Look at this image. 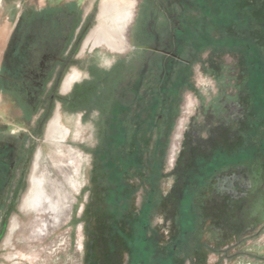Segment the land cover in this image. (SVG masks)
Masks as SVG:
<instances>
[{"label":"rangeland","instance_id":"374dc122","mask_svg":"<svg viewBox=\"0 0 264 264\" xmlns=\"http://www.w3.org/2000/svg\"><path fill=\"white\" fill-rule=\"evenodd\" d=\"M206 1L0 0V264H138L149 246L165 264H264L263 151L212 178L194 200L196 237L178 240L195 160L235 149L249 127L244 54L204 43L244 38L249 16L264 24V0L231 1L239 29ZM72 28L46 51L67 59L42 92L66 104L46 110L28 94L50 62L39 45ZM177 75L189 85L156 160L152 120Z\"/></svg>","mask_w":264,"mask_h":264},{"label":"trees","instance_id":"16d2710c","mask_svg":"<svg viewBox=\"0 0 264 264\" xmlns=\"http://www.w3.org/2000/svg\"><path fill=\"white\" fill-rule=\"evenodd\" d=\"M231 1L207 0L204 5V13L211 16V19H214L218 26L233 24L234 28H242L244 23L241 24L239 21L240 17L231 10L233 2ZM248 10L250 11V9ZM230 20L232 22H229ZM244 20L250 22L245 28L244 34L246 36L244 38L229 36H223L222 38L208 37L209 39L204 45L207 49L240 48L244 54L246 74L245 80L242 79L241 86L247 88L248 91L250 113L247 123L249 127L241 130L239 144L235 149L228 153H223L219 150L209 160L196 159L194 169L186 175L187 183L182 192V207L180 209L182 213V218L179 222L178 240L180 243L184 241L189 242L196 237L198 221L193 207L194 200L203 190H206L210 186L212 178L229 167L250 163V161L257 159L255 156L258 152H264V24H256L254 18L250 16L244 18ZM188 85L187 81H184V78L179 77L177 82L173 84L170 97L160 105L159 112H154L152 120L154 129L153 135L149 137V153L153 154L156 160V154L160 151L161 147L167 149L169 145L170 134L175 126L183 103V95ZM66 100V98H63L61 102L66 104ZM165 130L169 131L170 134L167 135L166 144H162ZM128 140L129 137H125L122 143H126ZM135 142L139 143V141ZM156 180L157 178L154 177L155 185H153L154 188L151 195H154V189L158 188L155 183ZM148 255L149 264H155L157 261L162 264L167 263L165 260L159 259L156 252L150 246L149 254L142 252L134 259L140 261H137L138 264H147Z\"/></svg>","mask_w":264,"mask_h":264},{"label":"flooded vegetation","instance_id":"af4514ba","mask_svg":"<svg viewBox=\"0 0 264 264\" xmlns=\"http://www.w3.org/2000/svg\"><path fill=\"white\" fill-rule=\"evenodd\" d=\"M75 27V26H74ZM73 31H74V29L72 28L70 31H61L60 33H59V35H60V37L58 36V35H55V36H53V38H51V43L50 44H48V40L47 39H45V37H46V35H45V37L43 38V39H41V43H40V45H39V43H38V45H39V47L41 48V46L42 47H44V49H45V52L44 51H42L41 52V62L40 63H45L46 62V65H47V63H48V61L50 60V64H53V66L51 67V65L48 63V67H47V70H45V68H44V70H42V73H40L39 75L37 74V76L39 77V76H41L42 75V77L41 78H38L37 79V82H33L32 81V85H34V86H32L31 87V89H30V91L28 92V94L29 95H31V96H35V97H37V99H38V97H40L41 99L42 98H44V99H42L41 100V102L43 103V107L47 110V108H48V105L46 104V102L49 100V101H51V104H50V107H51V105L56 101V99L57 100H59V101H62V99L63 98H61V97H59V95H58V93L57 92H55V93H51V94H43V96L41 97V95H42V92H44V90L46 89L45 87H46V84L50 81V79L52 78V75H54L55 74V81H57L58 80V77L60 76V72L61 71H63V69H62V67L65 65V63L67 62V59H66V57H60V55H59V57H50L49 59H46V56L48 55V54H46V51H48L49 50V48H54L55 46H58L57 44H58V42H59V38H63L64 40L66 39L67 41L72 37V35H73ZM45 39V40H44ZM43 41H44V43L45 42H47L45 45L43 44ZM144 43H146V42H144V41H141V45H144ZM151 43H150V41H149V45H150ZM48 45H50V46H48ZM64 47V46H63ZM53 52H54V50H53ZM52 52V53H53ZM33 59V58H32ZM32 59H30L29 60V63H33L34 61H32ZM50 65V66H49ZM22 67H23V64H22ZM50 69V70H49ZM57 69V70H56ZM56 70V72L54 73V71ZM20 71V70H19ZM15 73H16V71L14 72V73H12V77H13V83L12 84H15V82L17 83V80H18V78H17V75H15ZM18 73V72H17ZM154 73H155V71H154ZM16 76V77H15ZM36 76V77H37ZM179 78V75H177L176 76V78H175V81L177 80ZM34 80H36V79H34ZM23 82H25V78H23ZM23 86L25 87V88H27L26 87V84L25 83H23ZM26 93V92H25ZM25 93H23V94H25ZM50 93V92H49ZM51 95V96H50ZM50 96V97H49ZM40 102V103H41ZM45 110V111H46Z\"/></svg>","mask_w":264,"mask_h":264},{"label":"bare ground","instance_id":"6f19581e","mask_svg":"<svg viewBox=\"0 0 264 264\" xmlns=\"http://www.w3.org/2000/svg\"><path fill=\"white\" fill-rule=\"evenodd\" d=\"M35 188H37V186L35 187L33 185L32 186V189L30 190V192H29V194H28V196L26 198V203L25 204L30 205V204H33V203L36 202V200H37V193H36V189Z\"/></svg>","mask_w":264,"mask_h":264}]
</instances>
